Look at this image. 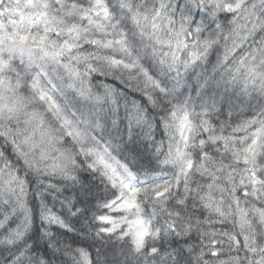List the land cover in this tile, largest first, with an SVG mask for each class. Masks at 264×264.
Listing matches in <instances>:
<instances>
[{
	"label": "snow or ice",
	"instance_id": "1",
	"mask_svg": "<svg viewBox=\"0 0 264 264\" xmlns=\"http://www.w3.org/2000/svg\"><path fill=\"white\" fill-rule=\"evenodd\" d=\"M0 264H264V0H0Z\"/></svg>",
	"mask_w": 264,
	"mask_h": 264
},
{
	"label": "trees",
	"instance_id": "2",
	"mask_svg": "<svg viewBox=\"0 0 264 264\" xmlns=\"http://www.w3.org/2000/svg\"><path fill=\"white\" fill-rule=\"evenodd\" d=\"M215 59V57L213 56V60ZM108 83H111L112 81L111 80H109V81H107ZM137 99H142L141 97H139L138 95H137V97H136ZM249 115H250V113H249ZM157 139H160V135L158 134L157 135ZM139 152H140V159H139V161H138V165L140 164V163H142V164H144L145 166H149V162L151 161V164L152 165H154L155 164V161L152 159V156H151V152L150 151H148V152H145L144 151V149L141 147L139 150H138ZM82 179H84V180H88V179H90L88 176H87V174H84L83 176H82ZM67 194V193H66ZM57 207H59V205H57ZM77 226H79V225H77Z\"/></svg>",
	"mask_w": 264,
	"mask_h": 264
}]
</instances>
